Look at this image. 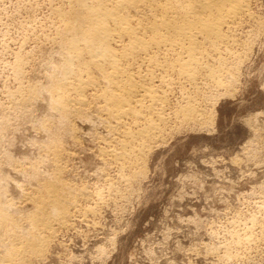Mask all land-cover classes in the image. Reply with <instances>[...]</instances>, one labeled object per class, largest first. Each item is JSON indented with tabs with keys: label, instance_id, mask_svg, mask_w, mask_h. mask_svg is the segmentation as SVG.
Returning a JSON list of instances; mask_svg holds the SVG:
<instances>
[{
	"label": "rangeland",
	"instance_id": "obj_1",
	"mask_svg": "<svg viewBox=\"0 0 264 264\" xmlns=\"http://www.w3.org/2000/svg\"><path fill=\"white\" fill-rule=\"evenodd\" d=\"M69 1L0 0V207L31 237L28 196L49 182L79 197L69 224H55L27 264H264V0H247L236 42L203 60L220 78L156 71V83L170 80L169 122L125 164L105 153L118 134L101 119L95 89L79 115L51 103L50 77L64 60L53 11ZM187 101L198 115L189 121L175 109Z\"/></svg>",
	"mask_w": 264,
	"mask_h": 264
},
{
	"label": "bare ground",
	"instance_id": "obj_2",
	"mask_svg": "<svg viewBox=\"0 0 264 264\" xmlns=\"http://www.w3.org/2000/svg\"><path fill=\"white\" fill-rule=\"evenodd\" d=\"M248 3L247 0H70L67 10L54 8L59 20L56 39L64 54L58 70L61 76L52 78L49 74L55 80L52 89L47 87L54 110L70 115L83 113L87 104L85 93L95 89L101 119L113 134H118L112 139L116 143L114 149L105 153L123 163L135 154H144L145 140L158 136L170 118L164 112L170 102L171 90L166 87L170 80L161 75L160 83H156V74H160L156 71L176 72L183 80L196 83L199 75L210 69L203 62L206 56L232 43L233 27L244 16L251 15ZM17 64L16 70L22 74V62ZM209 72L208 78H220L215 68ZM71 90L79 95L77 99L70 97ZM193 103L187 101L182 109L175 108L176 116L180 113L185 119L198 116L194 114ZM54 150L57 152V147ZM61 184L48 182L43 184L42 195H27L36 206L28 217L31 237H20L13 215L0 207V230L12 238L8 243L0 241L7 249L0 256V264H27L31 258L42 256L46 237L53 234L54 225L69 224L70 207L75 206L79 197L72 196L75 192L69 193L68 186Z\"/></svg>",
	"mask_w": 264,
	"mask_h": 264
}]
</instances>
